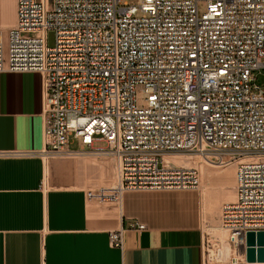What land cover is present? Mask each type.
I'll list each match as a JSON object with an SVG mask.
<instances>
[{
    "label": "built area",
    "instance_id": "built-area-1",
    "mask_svg": "<svg viewBox=\"0 0 264 264\" xmlns=\"http://www.w3.org/2000/svg\"><path fill=\"white\" fill-rule=\"evenodd\" d=\"M198 3L15 0L0 73L41 77L35 156L114 161V186L87 191L89 200L198 191L199 171L166 158L223 156L235 166L234 199L220 208L225 237L206 238L203 264H264L246 262V234L264 233V88L254 84L264 0H205L202 13ZM109 244L121 248V236L110 233Z\"/></svg>",
    "mask_w": 264,
    "mask_h": 264
},
{
    "label": "crops",
    "instance_id": "crops-1",
    "mask_svg": "<svg viewBox=\"0 0 264 264\" xmlns=\"http://www.w3.org/2000/svg\"><path fill=\"white\" fill-rule=\"evenodd\" d=\"M9 9L14 21L15 0ZM42 130L40 75L0 73V264H203L199 190L124 192L115 206L89 200L95 168L35 156ZM96 160L111 176L114 161Z\"/></svg>",
    "mask_w": 264,
    "mask_h": 264
},
{
    "label": "rangeland",
    "instance_id": "rangeland-1",
    "mask_svg": "<svg viewBox=\"0 0 264 264\" xmlns=\"http://www.w3.org/2000/svg\"><path fill=\"white\" fill-rule=\"evenodd\" d=\"M7 2L5 0L4 3L0 4V27H1L0 31L4 33H5V30L7 33L8 29L13 27V25L15 24V21H12L10 23L6 21V17H5L6 11L9 7L12 10V6L14 5V0H7ZM15 10H16V5H15ZM204 10H205V0H199L198 13H202ZM12 11H14V8ZM1 38L4 39L3 37ZM47 45L48 47H53L54 45V33L51 31L47 33ZM254 78H255L254 84L258 87L264 88V72L255 73ZM104 146H105L104 143L94 144V147L96 148H103ZM79 147H80V141H76V143L73 145V148H79ZM175 157H178V156H175ZM179 157H182V159L177 160L173 164L179 165L182 167H194L195 169H197V171H199V174H200L199 193L201 195V205L203 203L205 204V201L207 200V198L208 199L210 198L212 199L213 197L218 198V196L222 194L223 189L227 191V195H226L228 196L227 198L226 197L224 199H222L221 197L219 198L220 202L218 206V211L216 212L218 214H215L214 216L211 217L205 211V207L203 208L202 206V210H201L202 211L201 213L203 215L202 216V228L205 231L206 238H208L211 241H213L215 238H218V237L220 238V235H219L220 234V208L223 203L231 201L234 197L235 167L233 166V164H229L226 161V159L221 155H202V156L183 155ZM83 160H85L86 163L90 167H94L96 170L97 182L95 181L94 184H91L89 186L90 190L114 186L116 182V171L115 170L112 171L111 176H106V171L103 168V165H104L103 162L97 161L94 158H85ZM204 162L218 164L221 167L220 168L212 167L211 165H207ZM204 169L212 173L204 174ZM222 170H225L227 172L231 171V173L228 174L227 176L221 177L222 175H224V173L220 174ZM225 177H228V178H225ZM221 181L222 182L224 181L223 182L224 184ZM211 221L213 224L211 223ZM217 222L218 224H216Z\"/></svg>",
    "mask_w": 264,
    "mask_h": 264
},
{
    "label": "bare ground",
    "instance_id": "bare-ground-1",
    "mask_svg": "<svg viewBox=\"0 0 264 264\" xmlns=\"http://www.w3.org/2000/svg\"><path fill=\"white\" fill-rule=\"evenodd\" d=\"M5 1V0H4ZM6 2H7V0H6ZM1 3V2H0ZM4 3V2H3ZM8 3V2H7ZM8 5V4H7ZM5 7H6V5H5ZM8 8V7H7ZM6 10V9H5ZM4 10V11H5ZM5 16V15H4ZM6 21L7 22H12V20H11V11H10V9L8 8L7 9V11H6ZM4 17V18H5ZM15 21V20H14ZM9 26H10V24H9ZM9 26H7V27H9ZM1 28V27H0ZM2 30V29H1ZM0 34H1V37H3V38H5V34H6V30H5V33L4 32H1L0 31ZM4 73V72H3ZM26 73H32V72H26ZM188 157V156H187ZM186 157V158H187ZM179 159H182V157H174V158H166V160L167 161H169V162H172V163H175L177 160H179ZM184 160V159H183ZM205 164H207V165H211L212 167H216V168H220L221 166L220 165H218V164H214V163H210V162H204ZM210 166V167H211ZM234 166V165H233ZM235 167V166H234ZM194 168V167H193ZM210 174V173H212V172H209L208 170H206V169H204V174ZM219 173V172H218ZM224 173V175H222L221 177H224V176H227L228 174H230L231 173V171H225V170H222L221 172H220V174H223ZM219 174V175H220ZM206 178V177H205ZM225 178H228V177H225ZM222 182V181H221ZM224 182V181H223ZM222 182V183H223ZM224 184V183H223ZM225 188V187H224ZM227 195V191L225 190V189H223L222 190V194L220 195V196H218V198H216V197H213L212 199L210 198V199H208L207 198V200L205 201V204L203 203V208L205 207V211L207 212V214H209L211 217L212 216H214L215 214H218V213H216L217 211H218V206H219V198L221 197L222 199H224L225 197L227 198L228 196H226ZM204 199V198H203ZM233 199H234V197H233ZM232 199V200H233ZM231 200V201H232ZM201 206V207H202ZM203 216V215H202ZM211 220H212V218H211ZM211 223H212V221H211ZM213 224V223H212ZM216 224H218V222L216 223ZM215 224V225H216ZM217 227H219V226H217ZM220 237H225V234H224V232L223 231H221V229H220ZM228 252V249H226V253Z\"/></svg>",
    "mask_w": 264,
    "mask_h": 264
},
{
    "label": "water",
    "instance_id": "water-1",
    "mask_svg": "<svg viewBox=\"0 0 264 264\" xmlns=\"http://www.w3.org/2000/svg\"><path fill=\"white\" fill-rule=\"evenodd\" d=\"M246 262H264V233L249 232L246 234Z\"/></svg>",
    "mask_w": 264,
    "mask_h": 264
}]
</instances>
